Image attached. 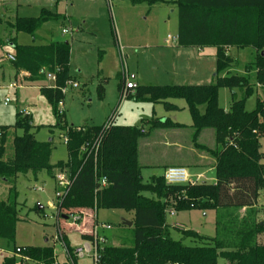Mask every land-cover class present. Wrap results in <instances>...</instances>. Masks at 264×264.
Returning a JSON list of instances; mask_svg holds the SVG:
<instances>
[{
	"label": "trees",
	"instance_id": "1",
	"mask_svg": "<svg viewBox=\"0 0 264 264\" xmlns=\"http://www.w3.org/2000/svg\"><path fill=\"white\" fill-rule=\"evenodd\" d=\"M153 5L164 0H133ZM1 2V1H0ZM4 1H2L3 3ZM178 8V46L204 49L216 48L217 70L211 84L137 85L129 89L128 97L136 101L162 103L167 110L179 109L174 100L186 101L192 117V142L195 148L208 152L215 159V182L173 185L163 175L149 181L143 177L139 161V141L155 129L185 127L170 118L151 117V131L136 125L112 122L104 125L74 127L66 124L65 112L59 103L65 97L63 88L75 81L71 74V44L53 41L45 44L18 43V34L29 33L35 38L44 21L56 13L42 9L38 17L18 14L12 20L0 18L11 29L7 43L15 57L16 72L27 73L29 82H43L55 75L52 85H43L41 93L47 98L57 118V125L66 129L68 160L53 165L52 142L39 141L31 132V116L17 113L16 123L0 125V177L9 188L7 200H0V239L14 242L20 220L16 181L19 174L35 177L46 170L56 181L57 172L69 180L63 197L57 199L56 227L61 241L72 254L66 236L63 216L78 214L91 218L100 209H122L134 212L130 234L131 246H103L102 261L106 264H219L224 258L229 264H264V219L257 205L264 189V90L258 95L254 109L248 110V99L264 89V0H176ZM6 6V5H4ZM2 40H0L1 42ZM230 47L254 49V60L248 63L245 74H233L235 65ZM2 65L0 63V71ZM18 75V74H17ZM123 91L124 76L120 83ZM231 91V107L225 110L219 103L220 89ZM100 97H103L101 87ZM122 97V95H121ZM205 129L215 133V148L198 142ZM18 130L23 133L19 135ZM12 139L13 154H7ZM107 186L99 191L100 181ZM38 211L43 212L44 208ZM216 211V234L207 238L191 229H179L182 237L172 236L167 221L170 210ZM245 209L244 213L241 210ZM93 223L92 226H94ZM186 238L196 243L188 245ZM82 239L94 241L93 234L83 233ZM4 257L2 264H17V255ZM23 254L37 264H57L52 246H24ZM76 263V258L73 257Z\"/></svg>",
	"mask_w": 264,
	"mask_h": 264
},
{
	"label": "rangeland",
	"instance_id": "2",
	"mask_svg": "<svg viewBox=\"0 0 264 264\" xmlns=\"http://www.w3.org/2000/svg\"><path fill=\"white\" fill-rule=\"evenodd\" d=\"M0 18L12 20L16 14L25 17H38L43 7L52 10L56 18L52 17L43 22L35 38L29 33L21 32L18 43L45 44L54 41H67L71 44V74L77 77L79 87H64L63 92L65 120L67 125L82 127L85 125H103L110 116L115 114L114 124L136 125L151 131L147 122L152 115L153 103L136 101L133 97L123 98L120 86L122 77L140 85H168V84H211L213 75L217 70L216 48L206 47L201 57L198 50L195 57L180 50L177 38L169 39V34L176 36L178 29V10L171 12L162 2L150 5L144 1L135 3L133 0H0ZM2 1H4L2 3ZM175 2L176 0H164ZM6 5V6H4ZM70 18V19H69ZM69 20V22L67 21ZM68 27L70 32L63 33L62 26ZM11 29L6 23H0V125L13 126L17 120V113L32 118L33 128L39 141H50L53 146L51 163L68 160V147L65 142L66 129L57 125V118L47 98L41 93L42 85L47 81L29 84L21 83L20 78L14 79L12 71H8L3 79V70H10L11 60L7 53H12L13 48L7 43ZM179 48V49H178ZM229 54L233 57L235 65L231 73L244 75L248 63L254 60V49L230 47ZM14 53V52H13ZM17 81L19 87L12 86ZM76 81V80H75ZM77 82V81H76ZM51 85L53 83L51 81ZM103 87V97H100ZM259 86L247 101V109L252 110L256 105L258 95L263 94ZM9 98V103L4 101ZM230 89L223 87L219 92L220 106L229 109L231 103ZM185 106V111L175 112V117L181 120H191L186 101L174 100ZM170 115L163 106L160 111ZM27 111L28 113H25ZM161 130V129H159ZM158 131V129H157ZM150 133L148 144L159 136ZM181 132V131H180ZM188 145L192 143L191 129L182 130ZM19 135L23 133L18 130ZM12 137L7 145V154H13ZM262 151L264 140L261 139ZM188 148V147H187ZM152 157L146 159L165 163L174 161L171 151L162 145L152 150ZM190 156V155H188ZM170 167V166H169ZM168 167H166L167 169ZM165 169V170H166ZM162 172V168H158ZM59 175L57 172L56 179ZM148 172H144V180L149 181ZM18 201L20 203V220L16 228L14 242L8 243L0 239V264L4 257L15 254V247L45 246L54 247L59 256V262L66 260L65 245L57 237V195L56 181L46 170L41 171L37 177L32 173L19 174L16 181ZM10 186L0 177V200H7ZM263 204L261 218L264 219V189L261 190ZM42 206L43 212L36 208ZM68 216V215H66ZM99 223L111 225L110 229L99 228L100 233L107 235V246H131L133 237L130 234L128 222H133L134 212L122 209H100ZM61 221L67 229L75 227L71 221ZM167 221L171 224L172 236L175 239L182 237L181 226L186 229H198L203 236L212 238L216 234V211L209 210H182L174 215L167 214ZM183 227V228H184ZM78 228V227H77ZM71 245L76 248L87 241L82 239L80 232L68 233ZM264 240V237H262ZM185 243L194 245L196 242L186 238ZM79 264H92L88 257L80 258ZM17 264L20 258L17 257ZM24 264H34L28 261ZM219 264H229L224 258L219 259Z\"/></svg>",
	"mask_w": 264,
	"mask_h": 264
},
{
	"label": "crops",
	"instance_id": "3",
	"mask_svg": "<svg viewBox=\"0 0 264 264\" xmlns=\"http://www.w3.org/2000/svg\"><path fill=\"white\" fill-rule=\"evenodd\" d=\"M162 3L164 5H166L168 7V9H170L171 12H176L178 10L177 5L173 2H165L164 1ZM42 9H48V8L43 7ZM48 10H50V9H48ZM50 11H52V10H50ZM56 15H58V14H56ZM53 18H56V17H52V19ZM67 21L69 22V20H67ZM62 28L64 29V28H68V27L64 24V26H62ZM63 29H62V32H63ZM18 36H19V34H18ZM173 38H177V40H178V29H177V35L176 36L169 34V39L173 40ZM53 41L54 40L52 39L50 42H47V43H51ZM2 42L3 41L0 42V45L2 44ZM177 45H178V41H177ZM178 47L179 48H185V47H181V46H178ZM186 49H188V50H180L179 49L178 53H184L185 51H187L186 53H188V55H192L193 57H195V55L197 54L195 49L198 50V54H197L198 57H201V54L204 53L203 49H201V48L189 47ZM13 52L7 53V56H8V54H13ZM71 60H72V57H71ZM8 71H12V73L14 74V79L20 78L21 81H19V82L21 83V85H22V83H25V82H27L29 84L39 83V82L27 81L25 79L28 76L27 73L23 72V71L17 73L14 67L11 68L10 70H3V72H2L3 73V79L6 77ZM213 79H214V75H213ZM75 80L78 82L77 77H75ZM14 82L17 83V81H13V83ZM47 82H48L47 83L48 85L52 84L50 80H48ZM133 82L136 83V85L139 84L135 81H133ZM204 84H206V83H204ZM1 86H3V85H0V87ZM4 103H5V101H4ZM174 103L176 105H178L179 109L167 110L165 108L164 104H162V103L153 104L152 115L148 118H151L153 116L159 117V118L168 117L173 122L181 123L185 127L165 128V129H161V130L158 129V131H157V129H155V130H153V132L156 131V132H154V134H157L159 136L151 144H148V139L151 138V135H152L151 133H149L147 136L140 139V141H139V161H140L141 165L143 166V170H142L143 175H144V172H148L147 176L149 178H151L154 175H163L166 167L183 166V167L188 168L192 175L195 176L197 174H204V176L206 177V179L209 182H215V159L208 152L195 148L193 145V142L190 143V145L187 144V142L185 141V136H184L185 134H182L183 133L182 130L191 129L190 126L192 125V117H191V120H189V121L188 120H181L178 117H175V114H174L175 112H178L180 110L185 111L186 108H185V106L181 107V105L178 104L176 101H174ZM161 106H163L167 111L172 112V113H170V115H168V116L167 115H159V114H164L162 110L160 111ZM186 106H187V104H186ZM230 107H231V103H230ZM230 107H229V109H230ZM223 108L225 110H229L226 107H223ZM187 109H188V107H187ZM190 116H191V114H190ZM192 132H193V130H192ZM191 137H192V133H191ZM198 142L201 144H204L210 148H215L216 142H215L214 131L212 129L203 130L201 132L200 136L198 137ZM157 145H162L164 147V149L170 150L171 156L173 154V157H175L174 161L172 160V162H170V163H165L164 161H162V159H159L158 161H155V160L151 161V160L146 159L149 156L152 157V153H153L152 150H153V148L157 147ZM188 155H190V156H188ZM159 167L162 168V172L158 171ZM262 204H263V202H262V198L260 195L259 202L257 205V210H258V214H259L260 218L262 215L261 214L262 211L260 210V206ZM244 212H245V209H242L241 213H244ZM97 216H99V211H97V213L95 215L96 222L92 221L91 218L86 217L83 219V221L80 223V225L77 226L78 228L73 227L71 229H66L67 238H68V233H70V232L71 233L80 232L81 234L91 232L96 224H100L99 223V217L97 218ZM129 222H128V226H130ZM93 223H95L94 226H92ZM131 223L133 224V222H131ZM178 225L181 226V229H186L183 224H178ZM170 226H171V224H170ZM191 230H194V231L200 233L201 235H203L202 232L198 229H191ZM100 234L104 235L106 240H108L107 235H105L103 233H100ZM68 240H69V238H68ZM69 242H70V240H69ZM70 246L72 248H74L71 245V243H70ZM55 253H56V251H55ZM56 255H57V264H61L59 262V256L57 253H56ZM65 256H66V260L63 262V264H71L67 258L66 251H65ZM78 260H79V258H77L75 264H79ZM34 264H37V263H34Z\"/></svg>",
	"mask_w": 264,
	"mask_h": 264
},
{
	"label": "built area",
	"instance_id": "4",
	"mask_svg": "<svg viewBox=\"0 0 264 264\" xmlns=\"http://www.w3.org/2000/svg\"><path fill=\"white\" fill-rule=\"evenodd\" d=\"M68 32H70V30L68 28L63 29V33H68ZM9 59L11 61H14L15 57L13 55H9ZM55 79H56L55 75H53V74L48 75V80L54 82ZM124 79H125V86H124V89L122 91V99L126 98L127 92L129 91V89L130 90L135 89L137 86L136 83H134L132 80H130L127 76L124 77ZM12 86L19 87L20 85L18 83L14 82L12 84ZM67 86L77 88V87H79V83L75 82V81H70ZM63 92H66L65 88H63ZM9 101H10L9 98H6L5 104H8ZM24 112L28 113L27 111H24ZM59 112L60 113L65 112L63 101H61L59 103ZM114 118H115V114H113L112 119L109 120L104 125V129H103L104 132H106L111 127L112 122L114 121ZM67 141H68V138L65 136V142L67 143ZM163 176L168 183L173 184V185L196 184V183H199L201 181H208L206 179V177L204 176V174H197L194 176L190 173L188 168L183 167V166H170L164 171ZM57 182H58L59 189L56 191V195H57V199H59L65 195L66 189L69 186V180L67 179V177L64 173L59 172V175L57 177ZM105 186H107V180H106V178H103L100 181V185L97 188V191H99L100 189H102ZM168 213H170L171 215L176 214L174 209L168 211ZM83 219L84 218L78 214H70L67 216V220H70L72 223L71 225H75V227L79 226L80 223L83 221ZM100 227H102L103 229H110L111 225H109V224H101V225L96 224L94 226L93 230L90 232L94 236V241H87L82 246H78L76 248H73L72 254L69 252L65 243L63 241H61L60 231L57 230V237L65 245L66 255H67V258L71 264H75L73 257H75L76 259L88 257L91 259L92 264H106L102 261L101 249L103 247V244H105L107 240H106L104 235L100 234V231H99ZM24 250H25V248H22V247H18L16 249V255L18 258H20V264H24V263L30 261L28 257L24 256V254H23Z\"/></svg>",
	"mask_w": 264,
	"mask_h": 264
},
{
	"label": "water",
	"instance_id": "5",
	"mask_svg": "<svg viewBox=\"0 0 264 264\" xmlns=\"http://www.w3.org/2000/svg\"><path fill=\"white\" fill-rule=\"evenodd\" d=\"M43 207L40 205L39 206V209H42ZM64 218H67V216H63ZM129 225L131 226L132 225V223L131 222H129Z\"/></svg>",
	"mask_w": 264,
	"mask_h": 264
}]
</instances>
